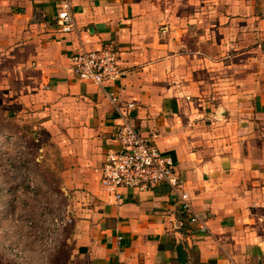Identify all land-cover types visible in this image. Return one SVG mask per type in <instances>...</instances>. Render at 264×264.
I'll return each mask as SVG.
<instances>
[{
    "label": "crops",
    "instance_id": "crops-1",
    "mask_svg": "<svg viewBox=\"0 0 264 264\" xmlns=\"http://www.w3.org/2000/svg\"><path fill=\"white\" fill-rule=\"evenodd\" d=\"M109 45L126 76L104 90L75 78V52ZM109 90L174 160L196 222L164 185L120 200L99 185ZM19 112L55 135L67 264H264V0H0L1 137Z\"/></svg>",
    "mask_w": 264,
    "mask_h": 264
},
{
    "label": "rangeland",
    "instance_id": "rangeland-1",
    "mask_svg": "<svg viewBox=\"0 0 264 264\" xmlns=\"http://www.w3.org/2000/svg\"><path fill=\"white\" fill-rule=\"evenodd\" d=\"M25 116L19 112V126L2 122L0 264H67L73 208L61 189L57 142L50 127Z\"/></svg>",
    "mask_w": 264,
    "mask_h": 264
},
{
    "label": "built area",
    "instance_id": "built-area-1",
    "mask_svg": "<svg viewBox=\"0 0 264 264\" xmlns=\"http://www.w3.org/2000/svg\"><path fill=\"white\" fill-rule=\"evenodd\" d=\"M57 18L62 32L74 29L68 1L62 2ZM69 61L75 78L91 82L102 90L127 74L121 66L118 51L111 45L95 50L81 48ZM105 94L112 103H116L118 117L111 146L105 152L101 164L94 168L103 191L115 200H120L122 190L152 192L157 186L164 185L175 196L181 210L188 214L190 222H196L197 215L191 208L187 193L181 189L174 160L137 130L132 119L135 111L133 103L119 104L118 98L110 90Z\"/></svg>",
    "mask_w": 264,
    "mask_h": 264
},
{
    "label": "trees",
    "instance_id": "trees-1",
    "mask_svg": "<svg viewBox=\"0 0 264 264\" xmlns=\"http://www.w3.org/2000/svg\"><path fill=\"white\" fill-rule=\"evenodd\" d=\"M178 256L180 257V252H178Z\"/></svg>",
    "mask_w": 264,
    "mask_h": 264
},
{
    "label": "water",
    "instance_id": "water-1",
    "mask_svg": "<svg viewBox=\"0 0 264 264\" xmlns=\"http://www.w3.org/2000/svg\"><path fill=\"white\" fill-rule=\"evenodd\" d=\"M134 116V114H132V117Z\"/></svg>",
    "mask_w": 264,
    "mask_h": 264
}]
</instances>
